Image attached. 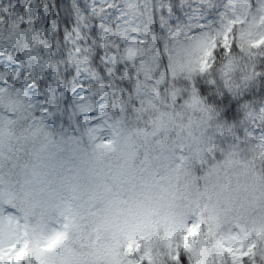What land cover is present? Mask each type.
<instances>
[{"label":"snow or ice","instance_id":"6c2138e0","mask_svg":"<svg viewBox=\"0 0 264 264\" xmlns=\"http://www.w3.org/2000/svg\"><path fill=\"white\" fill-rule=\"evenodd\" d=\"M256 121L264 0H0V264H264L260 205L191 193Z\"/></svg>","mask_w":264,"mask_h":264},{"label":"clouds","instance_id":"9594fccd","mask_svg":"<svg viewBox=\"0 0 264 264\" xmlns=\"http://www.w3.org/2000/svg\"><path fill=\"white\" fill-rule=\"evenodd\" d=\"M256 126L264 127V123L256 121ZM227 150L225 148V151ZM225 158L222 152L215 160L209 157L208 164L224 161ZM232 159L231 166L222 167L219 176H213L208 180L197 179L191 193L195 195L196 186L203 192L204 185L207 183L209 185L208 194L212 196V202L216 203L219 200L220 208L231 209L228 212L229 217L250 219L257 213V205L264 209V139L258 135L243 138ZM189 170L191 176L199 178L205 175L208 168L207 166L201 167L199 161L194 160L190 163ZM23 179L19 170L11 176L6 173L5 198L8 192L19 195L20 182Z\"/></svg>","mask_w":264,"mask_h":264},{"label":"trees","instance_id":"16d2710c","mask_svg":"<svg viewBox=\"0 0 264 264\" xmlns=\"http://www.w3.org/2000/svg\"><path fill=\"white\" fill-rule=\"evenodd\" d=\"M241 119H243V116H241ZM230 123L235 124V121H231ZM233 137L231 138V140H234L236 137H239L240 141L245 138V127L244 125H241L240 127H234L233 128ZM231 140H229V142H231ZM222 146H224V142H222ZM222 151L217 150L213 153V155L215 156V158L219 157L221 155Z\"/></svg>","mask_w":264,"mask_h":264}]
</instances>
